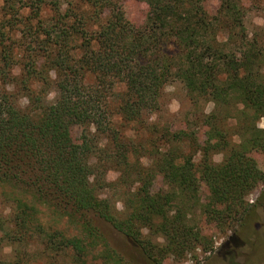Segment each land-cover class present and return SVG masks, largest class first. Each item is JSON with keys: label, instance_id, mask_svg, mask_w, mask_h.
Instances as JSON below:
<instances>
[{"label": "trees", "instance_id": "16d2710c", "mask_svg": "<svg viewBox=\"0 0 264 264\" xmlns=\"http://www.w3.org/2000/svg\"><path fill=\"white\" fill-rule=\"evenodd\" d=\"M138 1L148 13L135 25L119 0H0V264H136L109 228L161 264L212 246L197 209L219 229L251 221L247 197L264 184L252 156H264L263 28H248L245 0L217 13L208 0ZM175 80L193 103H214L192 152L180 144L196 136L154 118Z\"/></svg>", "mask_w": 264, "mask_h": 264}, {"label": "rangeland", "instance_id": "374dc122", "mask_svg": "<svg viewBox=\"0 0 264 264\" xmlns=\"http://www.w3.org/2000/svg\"><path fill=\"white\" fill-rule=\"evenodd\" d=\"M248 6L247 10V25L252 31L261 30L264 36V9L251 5L248 0L244 1ZM121 9L125 18L130 20L135 25L142 24L148 13V5L145 2L138 0H119ZM206 6L212 13H217L221 6V0H208ZM49 11V10H48ZM260 27V28H259ZM54 88L49 95L50 100L55 98ZM164 110L154 115L160 125L172 123L171 131L185 130L191 136H196L198 143L193 144L191 140H186L180 144V147L186 152H192L198 145H206L208 138L206 136V127L202 126L200 120L203 113L208 114L214 109V103L203 100L201 103H193L187 94V91L182 82L175 80L167 85L163 96ZM238 113V112H237ZM236 111H232L226 121V128L230 131L234 129L236 123ZM260 127H264V117L258 121ZM166 128V127H162ZM80 133L77 128L76 135ZM151 133L143 131L142 141H148ZM238 141V138H234ZM207 141V142H206ZM193 145V146H192ZM224 152L213 154L215 163H221L224 159ZM252 156L256 161V165L264 169V156L261 152H252ZM201 152H195V161L199 164ZM151 159L145 157L143 162L149 164ZM119 173L116 170L108 172L107 179L114 181L118 178ZM200 197L202 202L210 198V189L205 182H201ZM167 187V183L162 176H158L155 183V189L162 190ZM104 193H112L105 189ZM249 205L254 204L252 208L251 221L245 226H238L234 229L224 228L219 229L213 220H210L206 215L200 213L197 209L192 216V221L196 220L202 226L203 233L212 239V246L206 250L203 246L196 250L185 254L182 257H167L161 264H264V184H260L248 197ZM118 207L121 210L125 209L122 201H118ZM112 240L119 244L125 253L133 257L136 264H154L148 260L141 249L133 245L124 236L108 229ZM235 235V236H234ZM35 248V247H34ZM12 247L8 244L4 245V253L10 257ZM32 264H46L43 259H36Z\"/></svg>", "mask_w": 264, "mask_h": 264}]
</instances>
